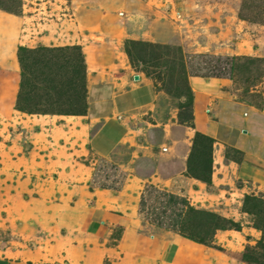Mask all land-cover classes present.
Returning a JSON list of instances; mask_svg holds the SVG:
<instances>
[{"label": "rangeland", "instance_id": "374dc122", "mask_svg": "<svg viewBox=\"0 0 264 264\" xmlns=\"http://www.w3.org/2000/svg\"><path fill=\"white\" fill-rule=\"evenodd\" d=\"M21 2L20 15L0 10V264L45 255L50 264H87L92 240L81 229L79 216L86 210L77 200L83 192L78 187V144L87 148L80 123L89 119L81 117L110 114L112 98L124 88L119 84L127 79L122 72L126 69L131 76H145L180 105L189 84L180 68L179 49L184 54L237 57L241 67L226 85L259 111L264 104V0ZM39 46H78L86 70L82 90L74 87L72 70L65 76L46 75L44 101L51 114H31L17 103L18 49ZM34 81L31 76V95L38 85ZM40 95L38 88L35 99ZM82 112L85 116L76 115ZM187 174L195 185L179 231L173 237L155 233L162 242L156 245L152 229L142 225L140 234L152 242L145 247L156 246L157 251L135 256L120 248L124 234L115 227L99 247L103 264L264 263V165L231 147L193 139ZM103 204L101 221L111 210ZM83 244L87 253H75V246Z\"/></svg>", "mask_w": 264, "mask_h": 264}, {"label": "crops", "instance_id": "0c3cea01", "mask_svg": "<svg viewBox=\"0 0 264 264\" xmlns=\"http://www.w3.org/2000/svg\"><path fill=\"white\" fill-rule=\"evenodd\" d=\"M122 72L127 79L124 84L118 83L124 88L121 86V92L112 98L110 114L81 117L89 119L86 124L80 123L87 148L78 144V187L83 192L77 200L86 210L79 216L81 229L88 230L92 240L87 264H103L99 247L105 245L115 227L124 234L120 248L132 255L157 251L156 246L145 247L152 242L140 234L142 225L152 229L156 245L162 243L158 233L173 237L179 231L188 193L195 185L187 173L196 133L264 165V110L258 111L248 101L237 99L226 85L230 80L189 78L193 121L188 123L185 114L180 122L179 105L149 79L140 74L131 76L127 69ZM75 131L81 137V131ZM103 203L111 210L101 221L99 209L106 208ZM75 247V253H87L85 244ZM45 256L8 264L52 263L50 259L46 263Z\"/></svg>", "mask_w": 264, "mask_h": 264}, {"label": "trees", "instance_id": "16d2710c", "mask_svg": "<svg viewBox=\"0 0 264 264\" xmlns=\"http://www.w3.org/2000/svg\"><path fill=\"white\" fill-rule=\"evenodd\" d=\"M0 10L7 12L9 14L20 15L22 13V2L21 0H0ZM127 45H143V43H136L134 41H128ZM126 54L132 58V53L129 50L125 51ZM19 61L21 64V82H20V93L18 94L17 103L23 106L22 111H26V107L31 114H51V110L45 108L47 104L44 98L48 97L46 84V75H64V72L71 71L75 72L76 76L73 78L75 84L74 87H79V89H84V76H85V65L83 56L80 52L78 46L66 47V48H56L49 49L44 46H39L37 49L30 50L26 47H19ZM180 56V68L183 70L185 79L189 80L190 77L202 78V79H225L232 81L238 72L240 61L237 57H225V56H211V55H194V54H184L179 49ZM64 57V58H63ZM67 58V59H66ZM247 59V58H245ZM55 61L56 66L52 67ZM64 60V61H63ZM253 61V60H251ZM36 68V74L33 75V69ZM31 76H34L36 84L34 86V95H31L29 88L32 86ZM150 77V76H148ZM78 79V81H77ZM65 84V81H61ZM82 82L81 84H79ZM72 84V85H74ZM189 84V83H188ZM59 84L53 85L58 87ZM69 85L60 84L59 87L63 88ZM40 91V96L36 100V92ZM54 90V88H53ZM73 90V89H72ZM188 95L184 102L179 105V119L180 122L184 117L187 118L188 123L193 121V92L191 91L189 85H187ZM168 94H171L168 92ZM37 107V108H36ZM32 108V110H30ZM264 110V104L262 109ZM68 114V113H67ZM70 115V114H69ZM77 116H84L85 112L77 113ZM207 139L212 142L214 140L206 137L200 133H196L194 138L197 139ZM188 240L201 244L202 242L195 240L194 238H187ZM249 239V238H248ZM251 264H264L256 263L255 261Z\"/></svg>", "mask_w": 264, "mask_h": 264}, {"label": "water", "instance_id": "95a60500", "mask_svg": "<svg viewBox=\"0 0 264 264\" xmlns=\"http://www.w3.org/2000/svg\"><path fill=\"white\" fill-rule=\"evenodd\" d=\"M135 79H136V80H139V77H138V76H136V77H135Z\"/></svg>", "mask_w": 264, "mask_h": 264}]
</instances>
